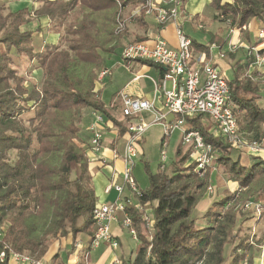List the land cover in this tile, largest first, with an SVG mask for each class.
<instances>
[{
    "label": "trees",
    "instance_id": "trees-1",
    "mask_svg": "<svg viewBox=\"0 0 264 264\" xmlns=\"http://www.w3.org/2000/svg\"><path fill=\"white\" fill-rule=\"evenodd\" d=\"M36 1L35 7L15 11L0 4V225L4 233L0 250L5 247L7 253L24 252L38 259L47 254L49 264H58L59 254L48 253L49 246L70 235L73 248L77 236H82L86 241L79 264H85L96 195L89 137L79 127L82 110L99 112L105 120H111L120 136L126 131V123L114 118L93 90L97 69L104 67L97 50L111 51L115 47H107L108 40L100 39L99 34L110 31L119 35L123 31L124 23L118 16L121 6L140 4V19L146 7L143 0ZM210 5L214 16L229 19L236 31L246 33L252 22H259L252 46H259V53L264 55V0H211ZM111 7L118 12L110 17L106 11ZM42 17L49 19L48 31L58 38L56 42L45 41L41 50L34 52L32 36L39 26L31 30L27 24ZM260 30L262 37L257 35ZM211 40L220 43L214 37ZM144 41L137 38L129 43ZM191 44L199 50L207 48L194 40ZM253 60L247 57L227 84L239 130L248 139L259 141L264 134L259 82L239 76ZM32 70H39L38 81L26 77ZM28 113L31 115L25 118ZM200 116L186 118V124L198 129L205 142L221 151L213 169L226 173L240 191L224 192L213 201L202 214L207 225L196 228L190 212L210 186L208 174L199 177L194 172L190 150L179 143L169 170L166 163L155 173L145 166L148 185L139 188L138 198L150 202L153 225L147 231L139 214L129 209L138 244L133 258L129 255L121 259V264H254L259 255L260 245L251 247L245 237L235 239L232 233L240 230L246 210L256 222L261 219L244 204L237 207L235 200L252 184L258 187L251 200L264 202V157L243 149L227 151L225 141L202 125ZM43 217L48 223L36 236V220Z\"/></svg>",
    "mask_w": 264,
    "mask_h": 264
},
{
    "label": "built area",
    "instance_id": "built-area-1",
    "mask_svg": "<svg viewBox=\"0 0 264 264\" xmlns=\"http://www.w3.org/2000/svg\"><path fill=\"white\" fill-rule=\"evenodd\" d=\"M144 14H153L156 23L161 27L165 23L174 20L181 11V0H170L167 4L165 0H143ZM140 11V9H139ZM222 17V16H220ZM191 21L197 28L202 29L201 22L193 17ZM229 26L228 32L231 38L227 41L226 51H223L217 44H212L211 49L217 50V56L222 58L227 52H235L239 47H243L248 57H253V64L256 66L264 65V55L260 54L256 46L249 44L238 45L237 41L232 40V36L237 31L230 25L229 19L225 20ZM122 23H120L121 26ZM175 34L177 46L170 47L166 40L159 35H154L149 43L133 42L121 48V59L129 65L133 61L152 63L162 68L161 76L158 80H153L155 90L161 93L162 105L157 112V117L152 123H158L163 127V137L160 144V164L163 169L167 155L165 148L167 140L172 132L180 133V143L184 144L189 150V158L194 163V172L202 177L207 172L208 167L215 168L214 153L215 149L210 143L205 142L203 135L198 129L189 128L186 118H193L197 115L205 114L210 120L209 131L216 136H220L229 149H243L249 154L263 156L264 149L258 140L248 139L239 130L237 117L234 113V103L232 101L227 79L223 76L220 69L210 63L205 62L202 54L195 56L191 44V39L181 28V24H176ZM258 37L263 36V31L258 32ZM108 74V69H102L96 80H102ZM170 87L167 88V83ZM120 100L121 113L127 119L139 117L144 111L154 107L152 101L142 97H131L124 92L117 95ZM114 102L110 103L113 107ZM174 116L168 119V116ZM93 119L87 126L89 135V150L94 154L93 159L103 153V132L101 125L104 117L99 112H92ZM150 123L140 120L129 122L126 125V138L122 150L113 151L114 157H120L122 167L120 171L113 169L111 181L105 188L108 192L113 189L116 192L115 199L110 203H96L92 210L93 230L89 249L84 252V262L86 264L88 251L97 247L100 243L107 244L110 248L118 247V241L113 237L111 224L118 221V214L121 213L119 223L131 236L138 241L136 230L132 226V219L129 209H133L139 214L141 222L146 230H150L153 225L151 216L152 207L149 201H141L138 197L140 189L133 175L136 159L141 152L143 134ZM264 132V129H263ZM104 162V161H103ZM119 178L115 180V177ZM212 186L207 187V192L212 193ZM239 190L236 192L238 193ZM244 208H251L254 215L264 216V202L246 200ZM3 226L0 225V241L3 238ZM149 238V235L147 236ZM80 241H75L73 251L75 254L82 250ZM0 264H47L46 262L31 256L27 253L9 251L5 247L0 250ZM111 264H121V259L115 257Z\"/></svg>",
    "mask_w": 264,
    "mask_h": 264
},
{
    "label": "crops",
    "instance_id": "crops-1",
    "mask_svg": "<svg viewBox=\"0 0 264 264\" xmlns=\"http://www.w3.org/2000/svg\"><path fill=\"white\" fill-rule=\"evenodd\" d=\"M211 0H181L182 6L181 11L177 14L176 18L174 20H171L167 23H165L163 26L159 27V25L156 23L154 15L153 14H143L141 16V19L139 18L140 14V4H134V3H128L126 5L121 6L119 9V18L124 23V29L122 32L119 33V35H115L109 32H100L99 38L100 39H107L108 42L106 44L107 47L115 46L114 49L111 51H101L97 50L102 59L104 60L105 57L112 54L115 49L118 48L119 54L121 51V48L129 43L132 42L134 39L137 38H143L146 39V42L149 43L151 38L154 35H159L162 38H164L167 42V44L170 47H176L177 46V39L175 34V27L176 24H181V28L183 30V27L186 28L184 30V33L188 34V30L192 29L195 30L197 27L196 25L191 21V18L193 17L195 20L201 22L203 24V28L199 30H205L209 33L210 36L205 38V41L199 42L195 40L193 37L189 36L191 40H194L196 43H201L207 46L206 50H199L198 47L195 45L193 46V53L195 56H198L200 54L203 55L205 62H210L214 65H216L220 71L223 70H230L233 77L235 76V73L239 71V66L243 65L247 60V55L242 47H239L234 53L227 52L224 57L219 58L217 56V50L211 49L210 46L212 44H217L223 51H226V45L227 41L231 38V35H229L228 29L229 26L225 27L226 29V35L221 38V26L220 24H223V22H219L218 18L214 16L213 9L211 10V13L209 16H206L203 14L205 12V8L207 5H210ZM0 4L5 5L10 10L15 11L17 9L23 8V7H35L37 6L36 0H0ZM170 4V3H167ZM211 6V5H210ZM212 8V7H211ZM210 11V10H209ZM107 14L111 17L112 15H115V13L118 12V9H115L111 7L109 10L106 11ZM106 17V14L101 13ZM216 19H212V18ZM140 22L143 23V25H140ZM48 25H49V19L46 17H42L39 19H34L32 22L27 24V28L34 30L39 26L38 32H36L32 36V46L34 52H39L44 44L45 41L48 42H56L57 41V34H53L48 31ZM259 22L254 21L252 24H250V28H248L247 32L245 33V41L255 44L256 41L255 36L254 39L251 38V31L253 27L259 28ZM225 26V25H224ZM197 30V29H196ZM243 33V32H241ZM214 37L215 39H218L220 43H217L215 41H212L211 38ZM237 33L232 36V40L238 41ZM249 44V45H252ZM242 49L243 53L239 54L238 50ZM220 62V63H219ZM136 65L138 69V72L135 73L134 77H132L130 80L125 82L121 89H119L117 92L113 94L111 99L108 103H105V105L108 107V109L111 112V115L116 118L114 111L116 110L117 105L120 106V100L118 99L117 95L119 92H124L127 95L131 97H142L145 99H148L153 102L154 107L151 110L144 111L140 114L139 117H134L132 120L135 122H138L140 120H143L144 122L150 123L151 125L148 127L150 128L154 124H157L161 126L158 123H152V121L157 117V112L161 109L162 105V97L161 93H159L157 90H155V86L152 83L153 80H158L161 76L162 68L152 65L150 63L140 62V61H133L129 65ZM106 68L105 66L103 69ZM264 65L262 66H256L253 63H250L248 67H243L241 70V77L249 76L251 79L254 80H260L261 76H256V74H253L255 72H263ZM108 69V68H106ZM110 77V70L108 69V74L101 80L103 81ZM232 77V78H233ZM230 78V79H232ZM170 87V83H167V88ZM259 92L262 97V93L264 92V84H259ZM103 89V85L94 81V88L93 90L98 92V95L101 99V90ZM263 91V92H262ZM114 102L113 107H110V103ZM118 103V104H117ZM260 104L264 106V100L260 98ZM87 114H89L92 117V112L87 111ZM93 118V117H92ZM174 116H168V119H172ZM90 122H88L89 124ZM84 127L85 135L89 137L90 133L87 130V126ZM127 125V122H126ZM147 128V129H148ZM162 130V137H163V127L161 126ZM101 129L103 134L105 135V141L103 140V153L101 156L96 157V160H90V171L92 175V181H93V187L96 195V203H110L112 202L116 197V192L113 189H110L108 192L105 191V188L107 185H109L111 181V173L113 169H116V171H120L122 167V162L120 157H114L113 151H121L122 146L124 143V140L126 138V131L125 133L120 136L117 133V129L114 127L111 120L104 119V123L101 125ZM177 139H174V135ZM162 140V138H161ZM174 145V153L176 151L177 146L180 143V133L178 131H174L171 133L167 140V146L165 148L166 155H167V147L169 146V143L172 142ZM178 142V143H177ZM161 144V141H160ZM160 146V145H159ZM160 151V149H159ZM143 154L142 151V143H141V152L140 155ZM139 155V156H140ZM88 156L93 159L94 154L88 151ZM104 161V162H103ZM135 167V165H134ZM115 180L119 181V178L116 176ZM236 184V183H235ZM210 205V204H209ZM209 205L206 207V209L209 207ZM205 212V211H204ZM203 212V213H204ZM201 213V214H203ZM121 213L118 214V221L111 224V232L113 237L118 241L119 245L117 248H110L105 243H100L97 247L92 248L88 252L86 264H111L113 259L115 257H119L120 259H124L128 257L130 254H128V247L125 246V239L127 237V230L125 228H122L119 220L121 219ZM264 218V217H262ZM253 222L256 223V221L253 219ZM260 224V223H259ZM263 224V223H262ZM258 226V225H257ZM262 243L259 246L260 251L259 255L254 259V264H264V237L262 239ZM58 245V244H57ZM59 247V246H58ZM73 248L70 250V253L67 252L65 254V257H62L60 252H57L59 254L58 259L56 260L58 264H79V255L80 252L75 254ZM92 257V258H91ZM49 264L50 257H46V260H44Z\"/></svg>",
    "mask_w": 264,
    "mask_h": 264
},
{
    "label": "rangeland",
    "instance_id": "rangeland-1",
    "mask_svg": "<svg viewBox=\"0 0 264 264\" xmlns=\"http://www.w3.org/2000/svg\"><path fill=\"white\" fill-rule=\"evenodd\" d=\"M211 10H212L211 6L207 5L205 8V12L203 14H205L206 16H209L211 13ZM212 19L214 20L216 18L213 17ZM218 20H219V22H223V24H220V26L222 27L220 30V32H221L220 34H221V38H223L226 35L225 27H227L228 25H227V23H225V21L221 20L220 17L218 18ZM196 29L195 30L189 29L187 32H188L189 36L193 37L195 40H197L199 42L205 41V38L210 36L207 31H205V30L201 31V30H199V28H196ZM258 29H259L258 26L257 27L255 26L252 28V31H251V38L252 39H254V36L256 35ZM184 30H186L185 27H183V32H184ZM237 36H238L237 37L238 38L237 39L238 45L247 44V41H245V39H244L245 33H241L239 31H237ZM176 39H177V37H176ZM248 44H252V43L248 42ZM263 45L264 44H262L261 46H263ZM256 47L259 48V46H257V45H256ZM238 53L239 54L243 53V50L242 49L238 50ZM102 62H103L102 65H104L106 68H108L110 70V77H107L103 81V83L101 80L100 81L96 80V82L103 85V89L101 90L102 91L101 92V100L104 103H108L109 100L111 99V97L113 96V94L115 92H117L119 89H121V86L125 82H127L132 77H134L135 73H137L138 70H140V69H138L137 66L134 64L127 66L126 63L121 59L118 48L115 49V51L112 54L105 57ZM262 69H264V68H262ZM100 71H101L100 68L97 69V76H98V73ZM21 73L23 74V71ZM39 73H40L39 70H32L31 76H26V77L34 78L35 80L38 81L39 80ZM221 73L223 74V76L227 80H230V78L233 77L230 70L229 71L223 70ZM253 74H256V76L263 75V77L257 81L259 82V84H264V71L262 73L261 72H255ZM239 76H241V75L239 74ZM96 79H97V77H96ZM261 99L264 100V92L262 93ZM87 111H88L87 109L82 110V118H81V121L79 123V127L81 130H84V127L86 126V124H88V122H90L93 119L89 114H87ZM88 113H89V111H88ZM114 113H115L116 119L122 123L135 122L132 120L133 118L127 120V118L122 115L121 106H119V105H117ZM30 115H31V113H28V114H25L24 117L27 118ZM238 119H239V121H241V115L240 114H239ZM200 122L204 126H209L210 120L207 117V115L202 114L200 116ZM161 129H162L161 126L154 124L153 126L148 128L145 131V133L143 134V140H142L143 154L140 155L136 159L135 167L133 169V175H134L136 183L140 189H144L148 185V174H147V171L145 169V166H147L149 172H152V173H155L159 170V164H160V151H159L160 146L159 145H160V141L162 138V130ZM173 135H174V139H177L175 137L177 135V133H175ZM104 137H105V135L103 134V140L105 141ZM259 141L261 143V147L264 149V134L263 133L260 135ZM182 145L185 146L184 144H182ZM173 148H174V145H173V140H172V142H170L169 146L167 147V159H166V165L165 166L167 167L166 169H168V170L170 168V162L173 161V159H174ZM227 151H229V150H227ZM222 152L224 153V151H222ZM220 153H221L220 150L215 149L214 164H216V162H218L217 158H218ZM263 157H264V154H263ZM207 170H208L206 172L208 174L207 182L209 181L208 185L212 186L213 191H212V193H208L207 190L205 189L203 191L202 199L197 203V205L190 212V218L195 219L194 220V226L196 228H202V227L207 225L206 218H204L201 213H203L206 210V207L209 204H211L213 201L218 200L223 195L224 192H227V193L235 192V194H236V192L239 190V185L236 182L229 180L227 178L226 173H223L221 169L218 168V169L214 170L213 167H210V168L208 167ZM251 185H250V187H248V188H246L240 192V194H241L240 197L236 196L235 201H236L237 207L241 208V206L244 204V202L246 200H249V199L251 200V199H253V197H255L257 195L256 189H257L258 185H256V186L255 185L251 186ZM258 197H259V195H258ZM243 213H244V215H242L241 217H243L244 221H242V223L240 225V230L236 228L233 231L232 235H236L235 239H238V238L240 239L242 237L243 238L245 237L248 241V245L256 248L259 245H261V243L263 242L262 239L264 237V218L261 217V219L258 222L254 223L253 218L248 216L251 214L250 210H246V212H243ZM245 219H246V221H245ZM36 222H37V226H36V230L34 232V235L40 236L42 231H43L45 224L48 223L47 218L43 217L41 220L37 219ZM127 233L128 234H127V237L125 239L124 245L128 247V254H130L131 258H133L134 254L132 252H134V250L138 244V241L136 239H134L128 231H127ZM230 240L232 241V238H230ZM75 241H80L82 246H83L85 241H86V238L82 237V236H77ZM71 244H72V239H71L70 235H68L67 237H62L61 239H59L58 242H57V240H55L49 246L48 253H52V252L57 251V252L61 253L62 257H65V254H67V252L70 253V250H72ZM237 253H241V251L238 249ZM225 254H228V253L225 251ZM46 257H49V255L47 256V254H46L40 258L42 259V261H44V260H46Z\"/></svg>",
    "mask_w": 264,
    "mask_h": 264
}]
</instances>
